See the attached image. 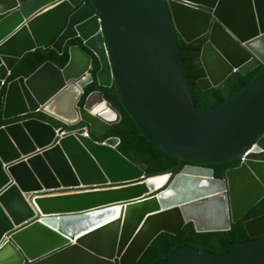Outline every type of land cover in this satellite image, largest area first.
Here are the masks:
<instances>
[{
    "label": "water",
    "instance_id": "1",
    "mask_svg": "<svg viewBox=\"0 0 264 264\" xmlns=\"http://www.w3.org/2000/svg\"><path fill=\"white\" fill-rule=\"evenodd\" d=\"M205 36L201 90L262 65L213 107L195 105L179 44ZM77 38L84 46L70 48L64 69L49 61L8 81L28 53L63 54ZM93 55L99 84L116 85L140 133L188 162L162 186L107 137L122 114L104 92L80 105ZM94 94L116 119L94 111ZM0 111L91 128L62 135L38 117L0 128V264H136L161 232L188 222L230 231L264 199V0H0ZM233 160L214 176L210 165ZM244 226L251 240L225 254L183 244L155 264H264V215Z\"/></svg>",
    "mask_w": 264,
    "mask_h": 264
},
{
    "label": "trees",
    "instance_id": "2",
    "mask_svg": "<svg viewBox=\"0 0 264 264\" xmlns=\"http://www.w3.org/2000/svg\"><path fill=\"white\" fill-rule=\"evenodd\" d=\"M31 1L33 0H21L24 5ZM206 41L207 36L188 44L179 37V44L188 74L190 91L197 107H213L234 96L262 67V65H259L256 69L251 70L246 74L232 72L219 85L201 90L197 85L196 80L203 77L205 74L201 66L200 56L203 45ZM75 45L84 46V43L80 38L69 41L63 54H59L55 50H51L49 53H44L43 49L28 53L18 63L14 69V73L9 77L8 81L14 80L20 76L29 77L49 61L64 69L70 62V48ZM93 56L94 62L92 72L95 76V80L93 83L87 85L85 93L80 101V105L84 106L86 104L87 98L92 92H104L105 98L122 114L121 120L115 123L107 132V137L118 136L121 140L118 147L122 153L141 166L146 174L150 176L178 172L182 166L188 162L169 155L160 147L153 146L152 143L140 133V128L137 122L120 100L119 95L116 92V85L114 84L112 87H105L99 84L97 76L98 71L101 70V63L95 55ZM6 92L7 86H4L2 94L5 95ZM25 117H38L54 123L57 127H66L69 129L84 124L81 123L76 126H68L43 112H34L25 116L5 119L3 112L0 111V128L13 122L21 121ZM237 163L238 160H233L225 163L212 164L210 166L214 169V176L221 177L225 169L234 167ZM261 215H264V199L242 220L234 224L230 231L198 232L195 230L192 222H188L184 224L177 234L161 232L147 247L136 264H155L162 259H167L170 251L183 244L196 248L198 253L207 250L215 255L225 254L232 249L235 243H243L251 240L244 226V222Z\"/></svg>",
    "mask_w": 264,
    "mask_h": 264
},
{
    "label": "bare ground",
    "instance_id": "3",
    "mask_svg": "<svg viewBox=\"0 0 264 264\" xmlns=\"http://www.w3.org/2000/svg\"><path fill=\"white\" fill-rule=\"evenodd\" d=\"M90 106L95 112L101 114L105 119L112 120L115 117V111L110 108L105 101L101 98L100 94H94L90 101ZM167 177L156 176L151 179L157 187L162 186L166 182Z\"/></svg>",
    "mask_w": 264,
    "mask_h": 264
},
{
    "label": "built area",
    "instance_id": "4",
    "mask_svg": "<svg viewBox=\"0 0 264 264\" xmlns=\"http://www.w3.org/2000/svg\"><path fill=\"white\" fill-rule=\"evenodd\" d=\"M5 83L6 82H4V84ZM105 102L107 103V101H105ZM116 118H117V115H115V117L113 119H116ZM82 128H84L86 135H90L91 128H90L89 124H82V125H79L77 127L71 128V129L66 128V127H59L58 130L62 129L63 131H62L61 134L64 135V134H68V133H71V132H76L77 130L82 129ZM245 154L246 153H244L241 156L240 160L244 159ZM167 174H169V173H167Z\"/></svg>",
    "mask_w": 264,
    "mask_h": 264
},
{
    "label": "flooded vegetation",
    "instance_id": "5",
    "mask_svg": "<svg viewBox=\"0 0 264 264\" xmlns=\"http://www.w3.org/2000/svg\"><path fill=\"white\" fill-rule=\"evenodd\" d=\"M28 118H30V117H28ZM28 118L25 117V118H23L22 120H25V119H28ZM32 118H33V117H32Z\"/></svg>",
    "mask_w": 264,
    "mask_h": 264
},
{
    "label": "clouds",
    "instance_id": "6",
    "mask_svg": "<svg viewBox=\"0 0 264 264\" xmlns=\"http://www.w3.org/2000/svg\"><path fill=\"white\" fill-rule=\"evenodd\" d=\"M59 128V127H58Z\"/></svg>",
    "mask_w": 264,
    "mask_h": 264
}]
</instances>
